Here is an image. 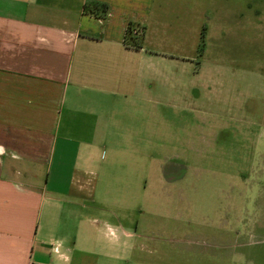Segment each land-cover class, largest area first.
Returning <instances> with one entry per match:
<instances>
[{
	"label": "crops",
	"instance_id": "crops-1",
	"mask_svg": "<svg viewBox=\"0 0 264 264\" xmlns=\"http://www.w3.org/2000/svg\"><path fill=\"white\" fill-rule=\"evenodd\" d=\"M249 6L0 0V264H169L167 250H152L133 218L153 180V148H169L162 143L168 100L184 95L186 83L169 72L200 66L202 57L208 65L207 57L236 46L234 35L247 34L248 24L263 25L264 1L251 21ZM203 148L193 144L192 165L207 157L202 150L227 152ZM168 160L164 175L173 181L177 160ZM115 167L134 171L114 176ZM101 186L98 198L118 195L126 206L101 207ZM227 216L195 232L223 247L232 231ZM262 218L241 226L259 232ZM204 254L179 260L201 263Z\"/></svg>",
	"mask_w": 264,
	"mask_h": 264
},
{
	"label": "rangeland",
	"instance_id": "rangeland-1",
	"mask_svg": "<svg viewBox=\"0 0 264 264\" xmlns=\"http://www.w3.org/2000/svg\"><path fill=\"white\" fill-rule=\"evenodd\" d=\"M246 1L251 21L262 0ZM234 38H238L235 47L207 57L214 65H207L202 57L200 66L196 62L182 73L169 72L170 79L182 77L186 83L184 95L178 101L173 95L168 100L169 135L162 143L169 148L166 153L153 148V180L148 177L146 193L133 205L137 233L147 235L152 250L155 246L161 247L158 252L167 250L169 264H264L260 254L264 253V230L241 226L243 221L264 219V24L256 29L250 23L247 34ZM193 144L227 152L202 150L207 157L192 165ZM170 157L178 165L172 171L173 181L166 180L163 169L164 162L171 163ZM126 170L134 171L115 167L111 173L120 172V176ZM103 189H98L97 198ZM98 199L101 207L118 209L127 204L118 195ZM224 211L232 231L226 233L223 247H214L195 229L216 221ZM200 250L205 252L201 263L180 262V258H198ZM213 255L218 261H213Z\"/></svg>",
	"mask_w": 264,
	"mask_h": 264
},
{
	"label": "trees",
	"instance_id": "trees-1",
	"mask_svg": "<svg viewBox=\"0 0 264 264\" xmlns=\"http://www.w3.org/2000/svg\"><path fill=\"white\" fill-rule=\"evenodd\" d=\"M204 35H203V32H202V35H201V43H202V45H203V43H204Z\"/></svg>",
	"mask_w": 264,
	"mask_h": 264
},
{
	"label": "built area",
	"instance_id": "built-area-1",
	"mask_svg": "<svg viewBox=\"0 0 264 264\" xmlns=\"http://www.w3.org/2000/svg\"><path fill=\"white\" fill-rule=\"evenodd\" d=\"M54 250H55V251H57V249H56V248H55Z\"/></svg>",
	"mask_w": 264,
	"mask_h": 264
},
{
	"label": "clouds",
	"instance_id": "clouds-1",
	"mask_svg": "<svg viewBox=\"0 0 264 264\" xmlns=\"http://www.w3.org/2000/svg\"><path fill=\"white\" fill-rule=\"evenodd\" d=\"M68 259H70V258H68Z\"/></svg>",
	"mask_w": 264,
	"mask_h": 264
}]
</instances>
